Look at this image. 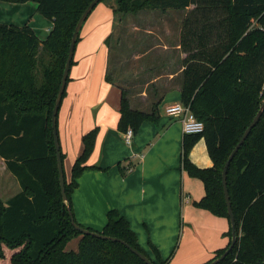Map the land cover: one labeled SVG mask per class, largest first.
<instances>
[{"label": "trees", "instance_id": "16d2710c", "mask_svg": "<svg viewBox=\"0 0 264 264\" xmlns=\"http://www.w3.org/2000/svg\"><path fill=\"white\" fill-rule=\"evenodd\" d=\"M1 1L35 2L37 12L53 26L41 40L29 22L0 23V156L21 185L6 202L0 199V263L7 258L8 264H147L123 242L84 234L72 223L68 204L72 207L79 178L88 169H101L87 163L98 127L84 134V149L70 181L65 173L67 202L62 195L52 116L75 28L93 0ZM191 5L195 7L185 18L182 38L187 56L181 102L205 128L185 134L181 168L204 183L205 196L193 204L230 223L229 244L218 249L209 264L232 240L223 168L264 103V0H115V27L105 39V79L114 83L115 40L125 38L122 28L116 31L117 24L143 10L167 12ZM159 105L154 103L149 111L134 108L128 90L122 89L118 129L125 133L132 128L136 135L143 123H158ZM201 138L213 161L210 167H199L190 158ZM61 155L64 160L62 150ZM227 181L237 242L217 264H264V112L232 159ZM83 227L127 242L155 264H168L173 255L163 258L152 241L151 252L143 248L117 208L107 212L102 231ZM75 238H80L79 248H68Z\"/></svg>", "mask_w": 264, "mask_h": 264}, {"label": "crops", "instance_id": "0c3cea01", "mask_svg": "<svg viewBox=\"0 0 264 264\" xmlns=\"http://www.w3.org/2000/svg\"><path fill=\"white\" fill-rule=\"evenodd\" d=\"M114 4L115 0L97 4L84 22L66 94L57 114L68 181L74 162L83 152L84 134L99 128L87 163L101 169H88L79 178L72 195L75 219L83 226L102 231L107 212L117 208L129 220L147 251L151 252L148 242L152 241L163 258L173 252L168 264H205L218 249L229 244L226 232L230 223L227 218L193 204L205 196V186L202 180L181 168L183 124L179 118L165 113V106L181 101L187 56L182 48L184 21L195 6L167 12L143 10L117 24L116 31L122 28L125 38L115 40L117 46L113 44L116 46L111 64L114 83H109L105 79L109 55L105 39L115 27ZM3 6L9 9L0 11V23L23 25L29 22L41 40L53 26L50 20L46 22L38 16L35 2H5ZM149 13L175 15L171 23L175 28L172 44L158 40L161 36L145 17ZM137 33H141V38ZM152 35H156L155 38ZM124 49L129 52L124 54ZM152 60H156L155 65ZM138 65L143 66L139 73L135 70ZM125 66L131 78L145 77L140 84L126 75ZM122 89L128 90L134 108L149 111L154 103L160 102L159 122L143 123L130 144L118 129ZM190 158L202 168L213 165L204 138L195 143ZM20 190L19 181L0 156V199L7 197L6 202Z\"/></svg>", "mask_w": 264, "mask_h": 264}, {"label": "water", "instance_id": "95a60500", "mask_svg": "<svg viewBox=\"0 0 264 264\" xmlns=\"http://www.w3.org/2000/svg\"><path fill=\"white\" fill-rule=\"evenodd\" d=\"M100 1L101 0H93V2L84 11L83 15L81 16V18L79 19V21L77 23V26L75 28V31H74V34H73V37H72V41H71V44H70L69 54H68V58H67L66 67L64 69V73H63V77H62V83H61V86H60L59 94L57 96L56 104H55V107H54V110H53V116H52L53 134H54L55 146H56V151H57V161H58V168H59V173H60V184H61L63 199H64L65 202L68 201V197H67V194H66L65 172H64V167H63V160H62V155H61V147H60L59 136H58V131H57V114H58V111H59V107L61 105V101L63 99V94H64L66 86H67V80H68V77H69V72H70V69H71L72 60H73V57H74V52H75V47H76L78 36H79L80 31H81V29L83 27V24L86 21V19L88 18L89 14L92 12V10L95 8V6ZM263 112H264V103H263L261 109L259 110L258 114L255 116L253 122L250 124V126L245 131V133H244L243 137L241 138L240 142L237 144L235 149L232 151L231 155L229 156L228 161L226 162V164H225V166L223 168L222 178H223L225 197H226V202H227V206H228V211H229V214H230L231 226H232V240H231V244H230L229 248L220 257L216 258L215 260H213L209 264H217V263L221 262L222 260H224L225 257L230 253V251L236 245V242H237L236 222H235V217H234L233 210H232V203H231L230 194H229V188H228V181H227L228 170H229L230 163H231L232 159L234 158L235 154L238 152V150L240 149V147L242 146V144L244 143L246 138L249 136V134L251 133L253 127H255L256 124L258 123V121L260 120ZM68 209H69V212H70V215H71L72 223L82 233L91 234V235H94L96 237H101L103 239H109V240H113V241H121L128 248H130L133 253L137 254L147 264H155L145 254H143L142 252H140L138 249L134 248L133 246H131L127 242H125L123 240H120L117 237H112V236L105 235V234H103L101 232L88 230L87 228L79 225L76 222V219H75V216L73 215L72 207L70 206V204H68Z\"/></svg>", "mask_w": 264, "mask_h": 264}, {"label": "rangeland", "instance_id": "374dc122", "mask_svg": "<svg viewBox=\"0 0 264 264\" xmlns=\"http://www.w3.org/2000/svg\"><path fill=\"white\" fill-rule=\"evenodd\" d=\"M3 4H5V2H1L0 3V11L1 10H8L9 8L8 7H4ZM16 4H18V3H16ZM38 14H39L38 16H40V18H43L44 20H46V22L49 20V19L45 18L43 15H41L40 13H38ZM130 15L131 16H134V14H130ZM145 17L149 18L148 19L149 22H152L151 26L153 27V30L155 31V33H157L158 35L161 36L160 38H158V40L159 41L165 40V41H167V42H169V43L172 44L173 39L175 38V36H174V34H175V28H174V26H172L173 24H171V23H172V19L175 18V15L173 17V16H171V14H169L167 16H163V15H159L158 13L157 14H155V13H149ZM38 19H39V17H38ZM129 32L132 33L131 28H129ZM38 35H39V33H38ZM140 36H141V33H137V37L138 38H141ZM153 36L154 35H152V38H153ZM155 36H154V38H155ZM150 41H151V43L154 42L153 39H150ZM128 52H129L128 50L124 49V54H126ZM169 61L170 62L171 61L172 62H175L174 60H171V59H169ZM151 63H152V65H155L153 63H156V60H152ZM158 65L159 64H157V66ZM172 66L173 65H171V67ZM124 68H125V73L127 72L126 75L130 76V78H131L129 68H127L126 66ZM142 68H143V66L140 67V65H138L135 70L137 71V73H139V72L142 71ZM133 73H135L134 70H133ZM137 78L132 77L131 80L132 81H135L136 84H140V80L142 81L143 78H145V77L144 76L143 77H140V79H137ZM139 103H140V101H139ZM11 196H13V195H11ZM1 199H3L5 201L7 199V197H6V199L5 198H1ZM79 240H80V238L78 240H76V239L71 240L68 243V248L78 249L79 248ZM1 261L2 262L0 264H8L7 258L6 259H3Z\"/></svg>", "mask_w": 264, "mask_h": 264}, {"label": "built area", "instance_id": "2783aa9c", "mask_svg": "<svg viewBox=\"0 0 264 264\" xmlns=\"http://www.w3.org/2000/svg\"><path fill=\"white\" fill-rule=\"evenodd\" d=\"M264 90V87H263ZM165 113L171 117H177L183 124V131L185 134L200 133L204 131V122L199 120L189 106L183 102L178 101L165 106ZM135 134L132 128H129L124 137L127 143H132Z\"/></svg>", "mask_w": 264, "mask_h": 264}]
</instances>
